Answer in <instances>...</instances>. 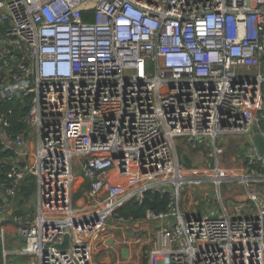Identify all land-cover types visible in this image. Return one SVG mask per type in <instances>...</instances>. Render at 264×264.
<instances>
[{
    "label": "built area",
    "instance_id": "built-area-1",
    "mask_svg": "<svg viewBox=\"0 0 264 264\" xmlns=\"http://www.w3.org/2000/svg\"><path fill=\"white\" fill-rule=\"evenodd\" d=\"M2 101L25 109L16 133L13 109L0 114L5 263L13 224L12 238L23 240L16 252L32 264H96L114 219L160 223L146 264H264L255 140L264 138V0H0ZM179 139L201 166L181 160ZM32 179L36 209L14 213ZM186 185L205 192H191L184 210ZM212 188L219 210L209 206ZM148 191L168 194L167 209L120 213ZM67 233L70 246L56 248Z\"/></svg>",
    "mask_w": 264,
    "mask_h": 264
},
{
    "label": "rangeland",
    "instance_id": "rangeland-1",
    "mask_svg": "<svg viewBox=\"0 0 264 264\" xmlns=\"http://www.w3.org/2000/svg\"><path fill=\"white\" fill-rule=\"evenodd\" d=\"M232 140L229 147V150L225 153L224 158L227 160L230 159L231 155H236L237 151L233 148L235 147L236 142L239 140ZM219 142L227 143L228 139L226 136L222 135L218 137ZM244 140V139H243ZM243 140L238 143V149L241 151L243 157H246L247 151L243 148ZM35 148V147H34ZM178 153L183 162L189 163V166H201L204 162L203 156L195 150H191L185 147V141L183 139H179L177 142ZM76 174H83V171H79L75 168ZM33 191L30 193L29 198H25L23 195L16 198V211L18 208H23L26 213H32L36 209V204L38 203L37 196V182L33 179ZM77 190L75 191L74 201L81 199L82 190L79 189V183L76 184ZM227 187H224L226 189ZM259 189L261 193L264 194V183L259 185ZM240 190V191H239ZM238 193H243V190L239 189ZM190 189L187 188V185L184 186L183 196H184V205L183 208L186 210V206L188 203L189 195L191 194ZM205 191L196 190L192 193L195 200L200 198ZM208 199L212 202L209 204L211 207H216L219 210V206L221 205L220 197L218 193L212 188L208 191ZM239 197V196H238ZM76 206V203H75ZM203 205L198 206L200 210V214L204 212ZM19 212V211H17ZM110 229L107 230L103 239L99 240L94 251V260L96 264H146L147 261V249L149 248L150 238H152L151 231H155L158 228L155 223L152 222H144L147 228H150V232L145 234L144 230L140 229L141 227L132 226L130 223L119 224L116 220L112 219L109 221ZM8 231L6 229V243L8 249L11 251L10 256L7 258L6 264H29L33 263V258L30 255H22L17 253L23 244L22 238H15L17 240H12V229L13 224L9 225ZM145 234V235H144ZM109 241L105 242V240L109 239ZM0 263L5 264V260L3 258V246L0 239Z\"/></svg>",
    "mask_w": 264,
    "mask_h": 264
},
{
    "label": "trees",
    "instance_id": "trees-1",
    "mask_svg": "<svg viewBox=\"0 0 264 264\" xmlns=\"http://www.w3.org/2000/svg\"><path fill=\"white\" fill-rule=\"evenodd\" d=\"M10 108L13 109V114L11 115V121H12L11 131L16 133L23 130L25 127V124L21 121V117L23 116L25 109L18 101L0 102V114L4 111L9 110ZM33 186H34L33 179L30 182V184L22 185L18 197L23 195L25 198H29L30 193L33 191ZM168 203H169L168 194L162 196L160 192L148 191L146 194V198L142 204L138 205L137 203L131 202L127 204L123 209H121L120 213L123 214L125 217L133 216L136 219H143L146 216L148 209H154L156 211H164L167 209ZM15 205H16V201H15ZM15 207L16 206L13 207L14 213H22V214L25 213L23 208L19 207L17 210L19 212H17Z\"/></svg>",
    "mask_w": 264,
    "mask_h": 264
},
{
    "label": "water",
    "instance_id": "water-1",
    "mask_svg": "<svg viewBox=\"0 0 264 264\" xmlns=\"http://www.w3.org/2000/svg\"><path fill=\"white\" fill-rule=\"evenodd\" d=\"M255 140H256L257 144L259 145L260 154L264 155V138L258 134V135H256ZM22 164L24 165L25 163L22 162ZM4 199L6 201L8 200L7 197H4ZM12 213H13L12 209H9V215ZM6 217H7V215L4 216V218H6ZM54 246L58 249H61V250L67 249L70 246V235L68 233L65 234L63 242L62 243H56V244H54Z\"/></svg>",
    "mask_w": 264,
    "mask_h": 264
},
{
    "label": "crops",
    "instance_id": "crops-1",
    "mask_svg": "<svg viewBox=\"0 0 264 264\" xmlns=\"http://www.w3.org/2000/svg\"><path fill=\"white\" fill-rule=\"evenodd\" d=\"M0 193H2L3 194V192L0 190ZM188 201H189V198H188ZM9 209H12V206H10V208ZM2 221H1V219H0V223H1ZM156 224V227L158 228V225L160 224L159 222H156L155 223ZM137 226V225H136ZM144 227H146V224H143L142 225V229L144 230V229H147V230H150V228L149 227H147V228H144ZM12 238V237H11ZM17 240V239H15V237L14 238H12V240ZM6 264V263H5Z\"/></svg>",
    "mask_w": 264,
    "mask_h": 264
},
{
    "label": "bare ground",
    "instance_id": "bare-ground-1",
    "mask_svg": "<svg viewBox=\"0 0 264 264\" xmlns=\"http://www.w3.org/2000/svg\"><path fill=\"white\" fill-rule=\"evenodd\" d=\"M77 186V185H76Z\"/></svg>",
    "mask_w": 264,
    "mask_h": 264
}]
</instances>
